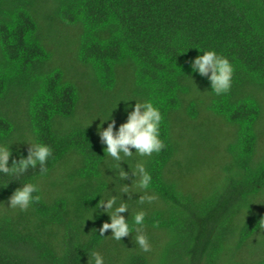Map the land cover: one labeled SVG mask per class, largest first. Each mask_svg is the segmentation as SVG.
<instances>
[{"label":"trees","instance_id":"obj_1","mask_svg":"<svg viewBox=\"0 0 264 264\" xmlns=\"http://www.w3.org/2000/svg\"><path fill=\"white\" fill-rule=\"evenodd\" d=\"M196 48L231 61L227 94L192 72ZM130 99L163 117L165 148L144 158L155 199L128 202L146 213L147 253L135 230L100 237L110 218L92 216L115 177L97 130H118ZM24 142L53 155L46 176H0V264H89L93 251L105 264H264V0H0V143L18 160ZM25 182L41 200L8 209Z\"/></svg>","mask_w":264,"mask_h":264},{"label":"clouds","instance_id":"obj_2","mask_svg":"<svg viewBox=\"0 0 264 264\" xmlns=\"http://www.w3.org/2000/svg\"><path fill=\"white\" fill-rule=\"evenodd\" d=\"M196 49L202 54L191 62L192 72L209 80L211 93L216 96L227 94L232 88L235 71L231 61L215 50ZM129 101H136V103L134 106L128 105L126 122L121 124L118 130L115 120L112 119H102L103 123L110 120L111 123H108L107 128H104L101 123L97 130L101 145L104 146L105 162H111L108 164V170L114 172L115 177H108L110 182L105 194L97 196L101 199L94 208L96 211L92 213V216L94 213H100L107 214L110 218V222L103 223L99 230L100 237L105 238L104 234L111 230L110 238L121 241L122 238L133 234L135 230L134 244L147 253L151 251V244L144 232L146 213L143 210L132 213L128 202L133 201L134 195H139V199L135 201L140 205L146 202L151 203L155 199L147 195L152 184V175L146 169L144 158L151 157L154 153L158 154L165 148L160 138L163 117L159 107L155 106L151 100L130 99ZM24 143L30 146L28 155L26 158L21 155L18 160L12 159L11 149L15 143H0V176L18 178L26 175L30 169L36 170L37 168L41 176L47 175V164L53 155L51 146L42 142ZM136 157L140 159L133 163L132 160ZM10 159L11 166H9ZM123 163L128 165L129 170L126 171L122 167ZM130 178L132 179L131 185L124 183ZM13 181L17 180L13 179ZM110 184L115 185L111 191H109ZM21 185L9 198L7 208L10 210L27 211L34 203L41 200L40 188L36 183L25 182ZM141 192L145 194L141 195ZM125 195L128 197L127 202L124 200ZM101 209L104 210L102 213ZM127 212L131 215L130 219L126 220L122 214ZM260 222L264 227V220ZM89 264H105L104 256L99 251L91 252Z\"/></svg>","mask_w":264,"mask_h":264}]
</instances>
